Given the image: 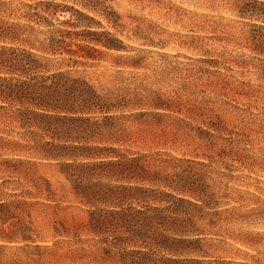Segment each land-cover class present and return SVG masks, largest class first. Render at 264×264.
Segmentation results:
<instances>
[{
    "label": "rangeland",
    "instance_id": "obj_1",
    "mask_svg": "<svg viewBox=\"0 0 264 264\" xmlns=\"http://www.w3.org/2000/svg\"><path fill=\"white\" fill-rule=\"evenodd\" d=\"M38 1L81 11L122 42L76 76L123 106L96 115L93 137L65 126L90 159L7 145L53 132L0 118V202L33 204L18 215L55 251L19 264H134L143 254L148 264H264V24L239 18L236 0ZM27 2L0 0V19L34 25ZM57 19L79 23L52 21L66 30L88 23ZM127 158L137 162L120 169ZM91 215L106 222L102 235Z\"/></svg>",
    "mask_w": 264,
    "mask_h": 264
},
{
    "label": "trees",
    "instance_id": "obj_2",
    "mask_svg": "<svg viewBox=\"0 0 264 264\" xmlns=\"http://www.w3.org/2000/svg\"><path fill=\"white\" fill-rule=\"evenodd\" d=\"M27 1L23 4L27 11L22 17L34 25H8L0 19V118L18 120L22 128L46 129L53 133L49 141H44V137L37 140L22 138L25 141L23 145L0 138V143L5 141L7 145L19 149L32 148L46 159L55 161L98 156L89 146L72 144L79 143L80 138H73L65 126L67 123L84 124L83 128H74V134L79 130L89 131V137H93L99 130V124L92 121L96 115L106 121L112 118L109 115L112 108L123 105L114 106L109 96L99 94L89 81L76 76V68L92 66L101 57V49L108 52L122 51V42L110 32L92 30L90 25L93 20L81 11L73 8L63 10L60 4L54 2ZM215 2L210 0L208 7L213 9ZM236 2H241L237 10L239 18L264 24V0ZM2 7L0 3V13H5ZM62 12L71 13L76 21H88L87 26L81 31L54 27L52 21H59L57 17ZM59 22L72 29H77L79 24ZM153 105L167 107L160 100H156ZM125 162L120 169L128 168L137 161L127 158ZM64 166L70 168L71 164ZM66 177L71 180L72 174L67 172ZM73 190L78 194V190ZM46 191L51 192L49 184ZM37 193L40 192L26 190L23 197ZM30 206L33 204L22 199L0 202V264H19L21 258L42 260L55 256L50 246L37 243L38 232L30 225L23 224L19 217L18 214ZM93 215L89 219L90 231L102 235V227L106 226V222ZM147 259L148 256L143 254L140 259L134 260V264H148Z\"/></svg>",
    "mask_w": 264,
    "mask_h": 264
}]
</instances>
